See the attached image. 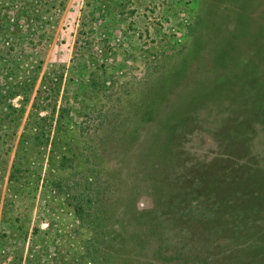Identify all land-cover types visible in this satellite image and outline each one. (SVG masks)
Instances as JSON below:
<instances>
[{
    "label": "rangeland",
    "instance_id": "obj_1",
    "mask_svg": "<svg viewBox=\"0 0 264 264\" xmlns=\"http://www.w3.org/2000/svg\"><path fill=\"white\" fill-rule=\"evenodd\" d=\"M0 26V264H264V0H0ZM192 190L226 231L176 232Z\"/></svg>",
    "mask_w": 264,
    "mask_h": 264
},
{
    "label": "trees",
    "instance_id": "obj_2",
    "mask_svg": "<svg viewBox=\"0 0 264 264\" xmlns=\"http://www.w3.org/2000/svg\"><path fill=\"white\" fill-rule=\"evenodd\" d=\"M1 30H2V32H1ZM4 30V31H3ZM8 30L6 29V28H4V27H2V26H0V40H2V38H4V35L5 36H8V32H7ZM1 42V41H0ZM219 56L221 57V55L219 54ZM221 58H219L218 57V55H217V57H216V62L217 63H220V61L221 60H223V59H221ZM218 65V64H217ZM218 85V84H217ZM221 84H219V86H220ZM218 92V91H217ZM217 92H214L213 94H215V93H217ZM219 92H220V90H219ZM218 92V93H219ZM228 104H230V102H228V101H225V107H224V110L226 109V110H229V107H227V105ZM210 106V105H209ZM208 106V107H209ZM229 106V105H228ZM210 108H211V110L212 109H214L215 107H211L210 106ZM214 110H218V108H216V109H214ZM197 113V112H196ZM170 116L171 117H167V119H166V121H165V123H168L169 122V127H171V125H173L174 124V127H175V125L177 124V120H176V118L174 117V115H172V114H170ZM197 117L198 118H203V117H200V116H198L197 115ZM198 118H196V119H198ZM168 121V122H167ZM38 132H40V133H45V130H44V128L43 127H38ZM144 161V159H142L141 161H140V157H139V159H135V161H133V165L134 166H139L140 167V164L142 163ZM148 166V165H147ZM137 168H135L134 170H136ZM213 172H211V170L210 169H208V168H206V170L205 171H195V173H192V175L190 176V177H184V178H181V177H179V178H177L176 179V181H182V182H186L188 185H190L191 184V182H192V178L195 176V175H198V174H200L201 175V177H202V179H205V180H203V181H201L202 183H200V184H203V183H205V182H207V179L208 178H212L213 176L211 175ZM212 176V177H210V176ZM215 177H219L218 175L217 176H215ZM199 180H201V179H199ZM199 180L195 183V184H191V187L192 188H197L196 186L197 185H199ZM181 185L179 186V188H178V190L177 191H181ZM251 188V186L249 187V186H245V188H243L242 189V191H241V193H245V195L244 196H247V191L249 192L250 190H256L255 189V187L253 186L252 187V189H250ZM192 191H195V192H198L196 195H193V196H195L198 200H197V202L195 201V202H193V206L191 207V205H189L187 208H185L184 210H182L181 211V214L180 215H178V216H175L173 219H171V220H173L175 223L176 222H180V224H179V227L177 228V230H176V232H184L185 230L186 231H188L187 229L189 228V227H186V225L187 224H193V223H196V224H202L201 222H204L202 225H204V224H207L208 222L211 224V225H213L214 227L215 226H218L219 228V231H220V233H222L223 231H226V229L228 228L227 226H229V224H230V221H229V219L227 220V218H217V219H212V218H208L207 216H208V211L209 212H212V209H211V206H210V203H209V200L208 199H214L213 197H209L210 195H208V196H204L203 194V192H205L206 191V189L202 192V193H200V191H198V190H192ZM238 192V191H237ZM217 196H219L220 197V195H217ZM227 198H229L228 197V194L227 193H222L221 194V197H220V199H215V200H213L212 202L214 203V204H216V203H218V204H221L222 202H224ZM199 201V202H198ZM206 202V203H205ZM202 205V206H201ZM206 206V207H205ZM208 206H210V207H208ZM82 207H84L83 205H77V209H78V211L79 212H81V210H82ZM202 207V208H201ZM236 208V207H235ZM234 208V209H235ZM236 209H238V207L236 208ZM227 213V212H226ZM230 218V217H229ZM232 219V218H231ZM219 221H221V222H219ZM211 225L209 226V230H210V228H211V230H214L215 231V233H217V230L215 229V228H212L211 227ZM188 226H190V225H188ZM205 233V234H204ZM199 234V233H198ZM207 233L206 232H204L203 230H201L200 231V235H199V237L200 238H203L205 235H206Z\"/></svg>",
    "mask_w": 264,
    "mask_h": 264
}]
</instances>
